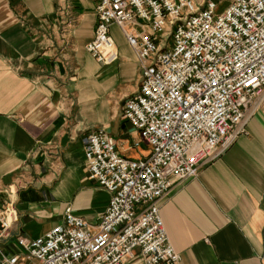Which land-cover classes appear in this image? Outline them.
Masks as SVG:
<instances>
[{"label": "crops", "instance_id": "1", "mask_svg": "<svg viewBox=\"0 0 264 264\" xmlns=\"http://www.w3.org/2000/svg\"><path fill=\"white\" fill-rule=\"evenodd\" d=\"M99 0H0V209L11 228L0 264L63 222L65 210L91 225L110 195L87 178L83 139L104 129L122 157L148 146L122 118L139 90V65L123 32L109 27L118 58L86 51ZM129 32H137L127 26ZM245 133L197 175L158 202L180 264H264V90L247 112ZM128 264H143L138 250Z\"/></svg>", "mask_w": 264, "mask_h": 264}, {"label": "built area", "instance_id": "2", "mask_svg": "<svg viewBox=\"0 0 264 264\" xmlns=\"http://www.w3.org/2000/svg\"><path fill=\"white\" fill-rule=\"evenodd\" d=\"M112 24L139 65V90L125 99L122 118L149 153L122 157L104 129L89 132L87 178L109 193L108 206L95 225L67 208L43 236L19 238L24 264H128L135 250L143 264H180L158 202L245 133L264 90V0H99L86 51L104 65L118 58ZM11 224L0 209V240Z\"/></svg>", "mask_w": 264, "mask_h": 264}]
</instances>
